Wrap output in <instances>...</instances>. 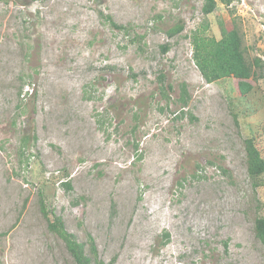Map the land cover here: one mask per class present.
Returning <instances> with one entry per match:
<instances>
[{"label": "rangeland", "instance_id": "1", "mask_svg": "<svg viewBox=\"0 0 264 264\" xmlns=\"http://www.w3.org/2000/svg\"><path fill=\"white\" fill-rule=\"evenodd\" d=\"M204 3L0 2V264H76L48 228L42 192L105 264H264V176L255 187L245 147L253 138L264 158V0L209 16ZM206 20V37L235 27L262 60L248 95L198 70L191 35ZM25 135L37 141L23 156Z\"/></svg>", "mask_w": 264, "mask_h": 264}, {"label": "trees", "instance_id": "2", "mask_svg": "<svg viewBox=\"0 0 264 264\" xmlns=\"http://www.w3.org/2000/svg\"><path fill=\"white\" fill-rule=\"evenodd\" d=\"M8 0H0V2H7ZM236 0H205L203 6V14L209 16L216 11L219 4L225 7H230ZM103 18L117 30L130 32V27L118 25L111 16L103 15ZM207 21V20H206ZM208 21L204 23L201 28L193 31L191 35V42L194 50V62L207 82L212 83L222 79L235 78L239 81V90L242 96H246L254 89L251 81L257 78V72L263 69V62L259 58L250 60L244 47V39L237 28L228 30L224 25L222 26V40L217 41L215 38L206 37L205 34L209 29ZM237 27V26H236ZM184 30V24L178 23L167 31L170 38H173ZM142 38V37H141ZM164 53L169 51V46L162 48ZM161 84H164V78H160ZM181 94L178 102L182 104V111L190 102V95L188 93L186 84L181 86ZM167 89L173 91L174 88L170 84L168 87L161 86L162 98L167 104L171 102V96L167 93ZM185 115V113H182ZM180 118V117H179ZM37 141L36 135H25L21 138L20 150L24 156L26 148L31 142ZM245 147L248 157V170L250 177L254 180L255 187L259 186L257 181L264 176V158L260 150L256 147L255 140L249 138L245 140ZM64 186L71 189L69 182L64 183ZM41 210L47 220L48 228L51 232L57 234L65 243L67 250L71 254L76 264H105L99 259L98 249L94 239L89 235L90 253L87 254L86 244L80 243L77 237L70 233L61 217L56 214L54 209L48 208L44 199V193L40 196ZM255 231L257 238L264 246V217L256 219ZM167 242L170 240V235H165ZM167 244V243H165ZM112 264V263H111Z\"/></svg>", "mask_w": 264, "mask_h": 264}]
</instances>
